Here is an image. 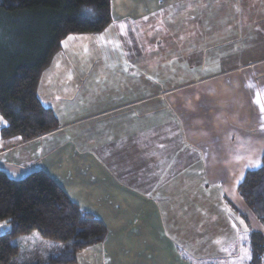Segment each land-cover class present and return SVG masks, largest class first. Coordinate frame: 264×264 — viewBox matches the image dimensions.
<instances>
[{
  "label": "crops",
  "instance_id": "1",
  "mask_svg": "<svg viewBox=\"0 0 264 264\" xmlns=\"http://www.w3.org/2000/svg\"><path fill=\"white\" fill-rule=\"evenodd\" d=\"M187 1L194 0H112V21L149 17L163 4ZM225 1L238 2L232 6L237 16L264 18V0ZM194 15L198 19V10ZM52 61L41 73L37 95L53 109L59 126L25 141L0 138V169L13 179L44 170L73 202L103 222L105 240L80 251L75 264H195L219 257L234 261L242 255L241 249H248V231L260 225L244 207L237 185L247 170L260 165L264 155V121L255 102L257 94L261 102L264 98V58L236 63L231 70L239 72L221 75L227 83L220 87L229 88L233 81L240 91L238 97L247 103L242 110L229 112L237 113L230 122L213 105L216 86L187 93L171 86L155 96L121 103L110 97L87 104L80 98L79 104L67 105L60 114L51 103L57 98L55 90L41 88ZM48 79L51 86L57 82L55 75ZM154 97L162 106L156 107ZM167 107L175 111L179 122L146 121ZM4 122L0 121V127ZM168 130H175L178 137L172 140ZM210 203H215L211 209ZM217 206L224 207L229 218L230 208L237 211L243 224L236 220L233 232L225 223L226 214L214 211ZM189 217L195 223L194 242L190 239L189 246L181 245L178 240L187 236L184 233L180 239L175 231ZM7 229L9 224L1 222L0 234ZM198 241L212 246L197 253L193 243Z\"/></svg>",
  "mask_w": 264,
  "mask_h": 264
},
{
  "label": "rangeland",
  "instance_id": "2",
  "mask_svg": "<svg viewBox=\"0 0 264 264\" xmlns=\"http://www.w3.org/2000/svg\"><path fill=\"white\" fill-rule=\"evenodd\" d=\"M237 4L238 2L225 0L170 2L163 4L161 10L146 19L135 17L124 22L112 21L100 32L68 35L61 41L60 50L52 57L51 72L48 76L45 75L41 86L44 90H55L57 98L53 102L45 99V102H51L54 109L63 114V108L67 105L74 107L79 104L80 98L82 103L87 104L110 97L114 98L112 102L115 100L121 103L131 98L155 96L157 91L171 86L186 93L216 86L219 90L214 93L213 105L216 104L217 109L223 111L230 122L237 113L229 112L234 108L242 110L247 103L245 104L242 96L238 97L240 91L233 86V81L229 88L220 87L222 83H227L221 75L239 72V69L231 70L236 67V63L264 58V21H261L264 18L259 20L257 16H237L238 12L232 7ZM196 10L199 12L198 19L194 15ZM50 74L57 77V82H52L53 86L48 79ZM152 102L156 107L162 106L158 104V97L152 98ZM147 117V122L165 119L179 122V117L169 107L164 110L160 108V113H152ZM140 120L142 119L136 118L137 122ZM234 125L235 123H231L230 126ZM168 132L172 140L178 137L175 130ZM262 139L261 147L264 149V134ZM214 204L207 205L211 209ZM219 204L225 207V204ZM224 207L217 206L214 211L224 215ZM230 209L227 213L232 218L226 214L225 223L234 232L237 229L235 221L240 223L242 220ZM178 217L181 218V214ZM192 222V218H185L181 221L183 228L181 225L177 226L175 235L180 239L184 233L187 236L186 240H178L182 241L181 245L189 246L191 241L194 242L191 233L195 223ZM199 228L204 226L200 225ZM42 242L30 247L31 250L35 248L32 255L34 260L45 257L49 242ZM205 244L206 242L198 241L193 243V248L197 253H204L212 246ZM241 253L234 261L219 257L211 262L198 260V263H194L246 264L248 255L244 258L243 249Z\"/></svg>",
  "mask_w": 264,
  "mask_h": 264
},
{
  "label": "trees",
  "instance_id": "3",
  "mask_svg": "<svg viewBox=\"0 0 264 264\" xmlns=\"http://www.w3.org/2000/svg\"><path fill=\"white\" fill-rule=\"evenodd\" d=\"M111 2L0 0L1 139L25 141L59 126L53 109L38 98L41 73L68 35L100 32L110 25ZM237 192L260 225L248 231L246 264H264V155L258 167L244 173ZM4 221L9 229L0 234V264H75L80 251L107 235L103 222L73 202L42 169L17 179L0 169V223ZM42 241L49 242L45 257L34 260L35 248L30 247Z\"/></svg>",
  "mask_w": 264,
  "mask_h": 264
},
{
  "label": "snow or ice",
  "instance_id": "4",
  "mask_svg": "<svg viewBox=\"0 0 264 264\" xmlns=\"http://www.w3.org/2000/svg\"><path fill=\"white\" fill-rule=\"evenodd\" d=\"M145 19H146V17H145ZM255 102L260 105V109H261V113H262L261 120L264 121V102H261V98H260L259 94H257ZM0 120H2V117H0ZM261 127L264 128V123L261 124ZM241 224H243V221H241ZM245 231H247V226L246 225H245ZM244 253H245V255H249V250L245 249Z\"/></svg>",
  "mask_w": 264,
  "mask_h": 264
}]
</instances>
